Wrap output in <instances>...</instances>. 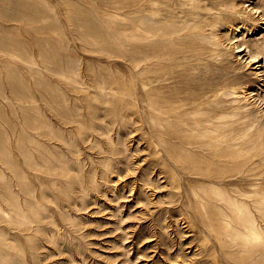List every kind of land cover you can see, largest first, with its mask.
Wrapping results in <instances>:
<instances>
[{
    "label": "rangeland",
    "instance_id": "374dc122",
    "mask_svg": "<svg viewBox=\"0 0 264 264\" xmlns=\"http://www.w3.org/2000/svg\"><path fill=\"white\" fill-rule=\"evenodd\" d=\"M142 4L0 0V264H264V0H238L234 21L187 37L201 54L176 64L152 116ZM239 115L242 177L203 144ZM221 196L249 209L253 242Z\"/></svg>",
    "mask_w": 264,
    "mask_h": 264
},
{
    "label": "bare ground",
    "instance_id": "6f19581e",
    "mask_svg": "<svg viewBox=\"0 0 264 264\" xmlns=\"http://www.w3.org/2000/svg\"><path fill=\"white\" fill-rule=\"evenodd\" d=\"M142 1H143V4L141 5V7H142L141 11H143L144 15H146V17L148 18V21L145 22L147 27H146V30L143 32L144 33L143 37L145 39L143 41H145V42L143 43V45L142 44L139 45V46L142 45L140 49L143 51V60L145 61V64L143 66H144V70H146L145 76L143 79V83H144L143 85L144 86H143L142 91H141V97H142V99L146 100L148 105H149L148 106L149 108L145 109L147 116H152L153 110L150 109L151 108L150 104L156 105V107L160 106L161 110H159V109L158 110L156 109V110L161 112V111H163V109H162V105L164 103L163 101H165V99H167V101H170L172 99L171 95L166 97V94L164 93L165 95H163V93L161 91H163V89L166 86V84H165L166 80L176 79V77L178 75V73H177L178 71L175 69L176 64L178 62H180L181 60L183 62L188 61L192 55H193V57H198L201 54L202 46H200V44L197 46V43L195 45V42L192 43L193 40H191V39H188V41H186L187 37H190V36H202L203 37L206 35V30L208 29L207 27H210L211 30L213 31L216 24H219L221 22L222 23L223 22H229L230 23V22L234 21L233 14H237L240 11L236 8L238 6V0H142ZM202 1H205V2L208 1L209 3L208 4H201ZM201 9L214 10V12H216L218 15L216 17H213L210 14H208L205 17V16H203L204 13H202ZM227 10L230 11L232 14L225 13L223 16H220V14H222L223 12H226ZM254 12H257V11H254ZM139 13H140V10H139ZM241 13H242V11H241ZM251 14H253V13H249L246 16H244L243 14L242 15L245 17V19L247 21L250 22V20L252 19ZM166 18H168V19H166ZM236 18H238V17L236 16ZM159 21H161L163 23L165 22L167 24L168 28L164 27V24H162V23L158 24L157 22H159ZM189 21L192 23L189 24V26H187V22H189ZM151 22L156 23V25L148 24ZM133 23H135V21H133ZM135 24H137V23H135ZM160 25H163V26H160ZM241 30L242 29L240 28V26H238L237 31H241ZM181 41L187 42V43L183 44ZM245 41H244V43L248 44ZM179 42L182 43L187 48L185 50L183 48H182L183 50H181V49L179 50L178 49ZM193 44L195 45V47H192ZM139 46L135 45V43H130V45H128V47H130V49L133 50L134 52L138 51ZM243 46H244V44H243ZM188 47H190V48H188ZM203 47H205V46H203ZM207 47L208 46H206L205 48H207ZM237 47H238V49L236 51H240V52L245 50L246 48H248L247 54L249 53V57H247V58H250V61L256 62L259 60L258 59V55H260V54H258V53H260L258 51L259 49L257 50V52H258L257 53L256 50H252V48L251 47L249 48L248 45H245V47H242V46H237ZM207 49H209V48H207ZM179 53L182 54L180 56V58L178 56ZM132 54H135V53H132ZM242 58H244V57L242 56ZM138 63H140V62H137V64ZM178 65H179V63H178ZM237 67H235V69ZM239 67H240V65H239ZM136 70H138V69H136ZM237 72H239V71L236 69V73ZM237 74H239V73H237ZM180 75H179V77H180ZM181 77H182V75H181ZM108 87H110V86L108 85L106 88H108ZM103 88H104V83H101L100 84V90ZM105 90H107V89H105ZM132 90H131V92H132ZM111 94H112V92H111ZM130 95H131V93H130ZM190 96L193 99L192 103H195V102L198 104L203 103V100H202L203 97L198 98V97H195L193 95H190ZM138 98H139V96H137V99ZM106 100H108V99H106ZM263 100H264V97H263ZM192 105L194 106V104H192ZM189 109H190V107H189ZM231 111L232 110L223 109L222 112L224 114H227L229 112L231 113ZM218 112L219 113H216V114L223 115L220 111H218ZM97 114H98V112H97ZM216 114H215V116H216ZM213 116H214V114H213ZM211 118L212 117L206 118L205 122L211 121ZM240 119H241V116L239 115L235 121H227V122L222 121V122L217 123L216 126L211 129V131H220L221 136L208 139V140L204 141L203 144L206 145L208 147V149L211 151L216 150V147H218V146H222V150H223L222 155L225 157V159H224L225 166L228 168V170L232 169V173H234L236 175H240V177H242L246 174V170H245L246 162L244 159H240V160L234 159L235 156H239V155H241V153H243L244 150H247V148H246L247 143H244L243 140L240 141V138H241V135H240V133H241V124L240 123H241V121H240ZM236 122H237V124H239V125H236L237 127H235ZM159 124L162 125V123H159ZM149 127L152 130H154V127L152 125ZM158 128H160V127H158ZM207 130H209V129L207 128ZM157 135L160 136L159 134H157ZM167 155H169V154H167ZM153 170H155V169H153ZM111 171L112 170L108 169L106 172H109L108 174H110ZM111 175H112V173H111ZM123 175H125V174H123ZM128 175L129 174H127V176ZM151 175H152V173H151ZM120 176H122V175H120ZM122 177H124V176H122ZM118 178H119V175H118ZM145 179L147 180V182L153 183V181L150 182V180H152L153 177L148 175ZM261 189L262 188L257 187L256 192H259ZM130 191H131V188H130ZM240 194L245 195V197L247 195L244 192H240ZM260 197H261L260 199H254V202L255 203H264V195L260 196ZM219 199L224 201V202H227L230 206H232L230 212L229 211L227 212L230 214V216H232V212H235L237 214V219H238L239 224H240V226L238 225L236 227L238 233L247 236V239H248V237H250L251 242H253L254 239H256V237H259V235H260L259 229L255 225L252 217L251 218L250 217H247V218L243 217V212L245 210H249V209H244L243 203L231 201L230 198H227L226 196H221V197H219Z\"/></svg>",
    "mask_w": 264,
    "mask_h": 264
}]
</instances>
